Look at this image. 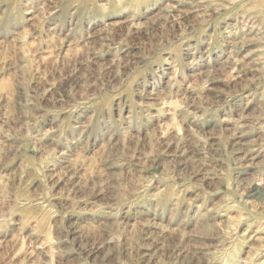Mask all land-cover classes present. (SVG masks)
<instances>
[{
  "label": "rangeland",
  "instance_id": "obj_1",
  "mask_svg": "<svg viewBox=\"0 0 264 264\" xmlns=\"http://www.w3.org/2000/svg\"><path fill=\"white\" fill-rule=\"evenodd\" d=\"M0 264H264V0H0Z\"/></svg>",
  "mask_w": 264,
  "mask_h": 264
}]
</instances>
